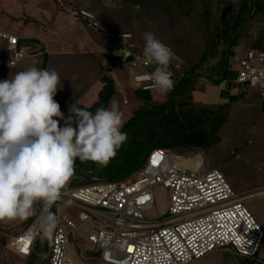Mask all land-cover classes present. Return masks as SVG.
<instances>
[{
    "label": "rangeland",
    "instance_id": "374dc122",
    "mask_svg": "<svg viewBox=\"0 0 264 264\" xmlns=\"http://www.w3.org/2000/svg\"><path fill=\"white\" fill-rule=\"evenodd\" d=\"M239 2L240 0H0V29L19 36L21 34L22 39H27L22 35L32 37L41 34L51 56L45 68L35 65L30 58L16 66L0 65V81L11 79L16 73L33 66L45 70L55 69L59 74L61 87L54 99L65 117L69 114L70 105L76 103L77 107L87 106L98 99L97 90L103 85V76L117 75L112 70L111 52L116 46L111 49L106 44L105 48V40L75 18L73 11L85 7L92 10L105 27L114 31H130L135 48L143 49L146 43L144 33H153L156 39L177 53L173 52L177 62L174 67L179 75L196 70L202 74L199 79L206 82L208 79L203 75L209 74L210 69L217 64L226 45L223 38L214 34L215 29L227 6L232 4L230 10L236 12ZM263 24L264 19L260 14L244 24L239 45H249L251 38L260 33ZM208 50H213L214 54L201 61L203 54H210ZM242 50L244 48H239L236 55ZM4 54V51H0V56ZM236 55L229 57L230 69L238 68ZM230 74L235 76L236 71L233 70ZM157 91L140 90L135 94L137 99L144 100H150V94L156 99L166 98V94H158ZM129 95V98L124 99L127 100L128 109L134 111L141 104H131L130 101L135 98ZM118 97L117 94L114 95L115 100ZM229 100H226L228 103H221L226 109V120L208 146L171 151L179 168L187 172L220 168L236 195L244 197L242 202L264 227V109L259 100V91L255 88L242 94L239 99L233 96ZM60 125H64L63 120H60ZM133 130L132 127L124 130L127 134L126 141L106 165L86 160L84 169L92 171L91 176L94 174L101 179L122 180L135 176L141 166L135 168L130 165L137 148L136 144L130 143L132 137L129 138V134ZM86 177L84 174L83 179H78L76 183L84 182ZM153 192L155 201L147 216L153 219L166 218L171 192L164 186L155 187ZM35 207L38 211V204ZM60 208L69 217L77 219L76 208L57 204L56 209ZM30 222V218L24 221H0V264L43 263L47 243L46 240L43 245L44 236L40 237L35 255L30 258L15 253L6 243V233L19 232ZM76 237L69 257L76 262L93 259L95 253L88 244L90 242L85 231L78 229ZM197 264H264V241L254 260L230 250L217 249Z\"/></svg>",
    "mask_w": 264,
    "mask_h": 264
},
{
    "label": "built area",
    "instance_id": "2783aa9c",
    "mask_svg": "<svg viewBox=\"0 0 264 264\" xmlns=\"http://www.w3.org/2000/svg\"><path fill=\"white\" fill-rule=\"evenodd\" d=\"M73 14L98 36L117 43L111 51L113 72L127 64L135 87L156 90L150 76L158 65L144 55L142 48L136 50L131 32L107 30L86 8ZM0 51L5 52L0 58L3 66L19 65L36 54L28 39L3 29ZM175 59L172 52L169 64L162 66L172 80ZM236 61V84L245 92L257 89L264 109V48L244 49L236 55ZM157 186L171 192L166 218L147 216ZM243 198L236 195L220 168L187 172L179 168L170 149L153 148L135 176L100 179L62 190L61 200L50 209L58 225L51 239L44 237L43 245L47 243L42 264H92L69 257L78 229L85 231L98 257L110 264H190L217 249L254 260L264 241V227L244 205ZM68 200L72 202L68 206L77 210V219L66 215L63 208L56 209L57 204L66 206ZM38 207L37 216L25 229L5 234L7 246L26 258L35 254L43 236L38 230V215L43 209L39 203ZM25 246L27 251L22 250Z\"/></svg>",
    "mask_w": 264,
    "mask_h": 264
},
{
    "label": "clouds",
    "instance_id": "9594fccd",
    "mask_svg": "<svg viewBox=\"0 0 264 264\" xmlns=\"http://www.w3.org/2000/svg\"><path fill=\"white\" fill-rule=\"evenodd\" d=\"M144 38V55L158 65L152 87L166 94L174 87L162 67L169 64L171 49L151 32ZM59 87L55 69L35 66L0 81V221L37 216L39 203L38 230L49 239L58 225L50 209L73 177L76 159L106 165L127 139L118 102L95 113L74 103L65 117L54 99Z\"/></svg>",
    "mask_w": 264,
    "mask_h": 264
},
{
    "label": "trees",
    "instance_id": "16d2710c",
    "mask_svg": "<svg viewBox=\"0 0 264 264\" xmlns=\"http://www.w3.org/2000/svg\"><path fill=\"white\" fill-rule=\"evenodd\" d=\"M122 1L126 2V0ZM229 6L222 13L220 24L214 32L216 36L223 38L226 43L222 50V56L217 64L210 69V73L203 75L208 79L206 82L215 85H220L227 77L228 70L231 67V63L228 61L229 57L235 56L239 48H264V26H262L260 33L251 38L249 45H239L244 24L248 23L257 14H260L264 19V0H240L236 12L230 10L232 4H229ZM96 19L98 20L97 17ZM98 22L105 27L99 20ZM105 28L113 33L125 31L123 29L114 31ZM132 40L133 34L131 43ZM171 51L176 53L173 48ZM208 51L210 54H203L201 61L214 54L213 50ZM171 68L174 73V87L168 94L166 93V98L163 100H144L145 102L133 111V114L123 123L121 128L122 132L128 127L134 129L130 131L129 138L132 137L131 145L136 144L137 146L135 149L136 156L130 160V165L135 168L143 164L149 151L153 148L161 147L177 151L181 148H203L208 146L226 120V109L221 103L228 102L210 103L197 99V89L202 82L199 79L202 76L200 72L189 70L179 75L173 65ZM102 81L103 85L98 91V99L91 105L80 106V108L95 113L96 109L101 106L107 107L110 98L116 91V83L112 76H103ZM242 94H246V92L239 88L236 98L239 99ZM80 163L81 161L77 158L74 166ZM85 164L86 161H84ZM84 165L81 169L74 171L73 176L84 172L87 177L84 178L82 183H87V179H90L93 175H90L92 171L84 169ZM34 217H30V220Z\"/></svg>",
    "mask_w": 264,
    "mask_h": 264
},
{
    "label": "crops",
    "instance_id": "0c3cea01",
    "mask_svg": "<svg viewBox=\"0 0 264 264\" xmlns=\"http://www.w3.org/2000/svg\"><path fill=\"white\" fill-rule=\"evenodd\" d=\"M22 37H26L28 39V42H30L32 44V47L35 49V53H36L35 56L30 58L32 63H35V65H38L40 67L45 68L49 64L51 56L49 54L47 44L44 41L41 34H38V35H35L32 37H30V36L27 37L26 35H24V36L22 35ZM99 37H101V36H99ZM101 38H103V37H101ZM103 39L105 40L103 42V44L105 45V48H106V44H109L110 46H112L111 49L114 48L117 44L114 40H108L105 38H103ZM122 67H120L119 70L117 69V71H116L117 75L114 76V80L116 83L115 84L116 85V91H115L114 95L117 94L119 97L117 100H115L114 95H113L110 98L109 103H108L106 108H110V106H111L110 102L111 101L118 102L119 110L122 113V118H123V123H124L133 114V111L128 109L129 105H126L127 103L124 102V97L129 98L128 95L131 94L132 95L131 98L132 97L135 98L134 101H132L130 99L131 104L132 103L135 104L137 102L138 105H140V104L144 103L145 101L142 98L137 99L135 92L140 91L141 89L134 86V84L131 80V77H130L131 76V74H130L131 68L129 67V65H126L124 67V69L121 70ZM233 70H235V69H232V68L230 69V71L227 74V77L225 78V80L220 85H215V84H212L209 82L202 81L199 84V87L197 89V99L198 100L200 99L203 102L217 103V102H226V100L228 101L233 96H236L239 92V87L237 86V84L234 80L235 76L233 74H230V72H232ZM126 75H128L129 77ZM97 92H98V90H97ZM157 93L160 94L159 91H157ZM150 96H151V99L148 101L161 100V99L154 98L152 94H150ZM91 104H89V105H91ZM89 105H87V106H89ZM261 219H263V218H261ZM88 244L91 245V249H93V251L95 253L93 259L89 260V262H91L92 264H110V263L104 262L103 260H101L98 257V252H97L98 250L96 249V247L94 245H92L91 243H88ZM203 259H205V257L198 259V260H195V261L191 262L190 264H197L199 262H202ZM85 261H88V260H85Z\"/></svg>",
    "mask_w": 264,
    "mask_h": 264
},
{
    "label": "water",
    "instance_id": "95a60500",
    "mask_svg": "<svg viewBox=\"0 0 264 264\" xmlns=\"http://www.w3.org/2000/svg\"><path fill=\"white\" fill-rule=\"evenodd\" d=\"M83 165H84V161L81 162L80 164L74 166L75 171L81 169V168L83 167ZM91 173H93V172H91ZM83 177H84V172H80V173L76 174L75 176H73L71 182H70L68 185L65 186V188L68 189V188H70V187H73L74 185L77 184V183H76L77 180H78V179H83ZM98 180H100V178H97V177L94 176V174H93V176L88 180V182H93V181H98Z\"/></svg>",
    "mask_w": 264,
    "mask_h": 264
},
{
    "label": "snow or ice",
    "instance_id": "6c2138e0",
    "mask_svg": "<svg viewBox=\"0 0 264 264\" xmlns=\"http://www.w3.org/2000/svg\"><path fill=\"white\" fill-rule=\"evenodd\" d=\"M145 199H147V197H145ZM23 251H27V246H25V248L24 249H22ZM129 250H131V249H129Z\"/></svg>",
    "mask_w": 264,
    "mask_h": 264
},
{
    "label": "bare ground",
    "instance_id": "6f19581e",
    "mask_svg": "<svg viewBox=\"0 0 264 264\" xmlns=\"http://www.w3.org/2000/svg\"><path fill=\"white\" fill-rule=\"evenodd\" d=\"M74 16H75V15H74ZM75 18H76V17H75ZM93 30H94V29H93ZM94 32H95V31H94ZM95 34H96V33H95ZM96 35H97V34H96ZM30 44H31V43H30ZM4 55H5V54H4ZM4 55H3V56H4ZM3 56H0V58H2ZM237 86H238V85H237ZM177 155H178V154H177Z\"/></svg>",
    "mask_w": 264,
    "mask_h": 264
}]
</instances>
